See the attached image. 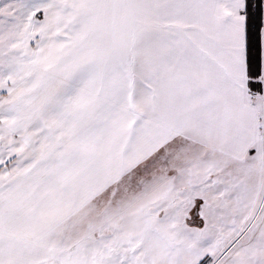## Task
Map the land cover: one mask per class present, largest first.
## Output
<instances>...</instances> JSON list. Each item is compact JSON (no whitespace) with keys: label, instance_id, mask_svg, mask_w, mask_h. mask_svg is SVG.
I'll return each mask as SVG.
<instances>
[{"label":"snow or ice","instance_id":"1","mask_svg":"<svg viewBox=\"0 0 264 264\" xmlns=\"http://www.w3.org/2000/svg\"><path fill=\"white\" fill-rule=\"evenodd\" d=\"M0 264H264L251 0H0Z\"/></svg>","mask_w":264,"mask_h":264},{"label":"trees","instance_id":"2","mask_svg":"<svg viewBox=\"0 0 264 264\" xmlns=\"http://www.w3.org/2000/svg\"><path fill=\"white\" fill-rule=\"evenodd\" d=\"M253 10L256 11L257 7L260 14L263 16V3L262 0H251Z\"/></svg>","mask_w":264,"mask_h":264},{"label":"rangeland","instance_id":"3","mask_svg":"<svg viewBox=\"0 0 264 264\" xmlns=\"http://www.w3.org/2000/svg\"><path fill=\"white\" fill-rule=\"evenodd\" d=\"M262 3H263V16H264V0H262Z\"/></svg>","mask_w":264,"mask_h":264}]
</instances>
